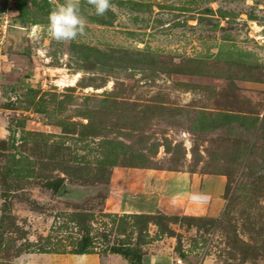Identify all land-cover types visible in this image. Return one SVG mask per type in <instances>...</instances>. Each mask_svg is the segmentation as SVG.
Here are the masks:
<instances>
[{
    "label": "rangeland",
    "instance_id": "obj_1",
    "mask_svg": "<svg viewBox=\"0 0 264 264\" xmlns=\"http://www.w3.org/2000/svg\"><path fill=\"white\" fill-rule=\"evenodd\" d=\"M13 2L0 0L1 262L71 250L87 228L102 252L264 264V0H111L103 16L81 0L85 31L64 43L47 31L63 0H22L23 15ZM114 166L220 174L223 208L214 222L113 213ZM60 178L101 190L59 199L45 184Z\"/></svg>",
    "mask_w": 264,
    "mask_h": 264
},
{
    "label": "crops",
    "instance_id": "obj_2",
    "mask_svg": "<svg viewBox=\"0 0 264 264\" xmlns=\"http://www.w3.org/2000/svg\"><path fill=\"white\" fill-rule=\"evenodd\" d=\"M223 187L224 176L217 173L114 166L109 172L107 184L104 185L106 193L104 202L108 205V211L119 215L161 212L167 215L217 217L223 208ZM150 247L153 246L141 247L143 255L140 264H175V258H179L172 254L170 247L157 251H152ZM0 264L6 263H2L0 259ZM9 264H127V262L118 253L95 249L81 254L21 252L12 256Z\"/></svg>",
    "mask_w": 264,
    "mask_h": 264
},
{
    "label": "clouds",
    "instance_id": "obj_3",
    "mask_svg": "<svg viewBox=\"0 0 264 264\" xmlns=\"http://www.w3.org/2000/svg\"><path fill=\"white\" fill-rule=\"evenodd\" d=\"M95 10V15L103 16L111 8V0H86ZM87 19L81 13V0H63V3L51 8L48 15L47 31L58 42H71L82 35Z\"/></svg>",
    "mask_w": 264,
    "mask_h": 264
},
{
    "label": "trees",
    "instance_id": "obj_4",
    "mask_svg": "<svg viewBox=\"0 0 264 264\" xmlns=\"http://www.w3.org/2000/svg\"><path fill=\"white\" fill-rule=\"evenodd\" d=\"M13 8L17 11L18 14L23 15V2L22 0H14L13 2ZM62 179L60 178L58 181H50L47 182L45 185L47 187H54L55 189L59 186V184L61 183ZM223 197V196H222ZM2 203L4 204V198L2 200ZM2 204V206H3ZM152 214H156V215H160L163 217H168L167 214L161 213V212H155ZM152 214H134V215H143V216H147V215H152ZM131 215V214H130ZM171 217H178V218H184L187 219L188 217H192V218H199L200 216H189V215H181V216H177V215H172ZM205 218L211 220V221H215L214 217H207L205 216ZM96 249L92 238L89 236V232L87 230V228H82L80 230V238L78 239V241L76 242V244L71 248V250L68 251H64V252H69V253H76V254H81V253H89L92 252ZM111 252H115L118 253L126 262L127 264H140L141 263V258L143 255V251L141 248H135L129 246L128 244H122L121 248H114L110 250ZM40 252H56V251H49V250H44V251H40ZM21 253V252H19ZM18 254V253H17Z\"/></svg>",
    "mask_w": 264,
    "mask_h": 264
},
{
    "label": "water",
    "instance_id": "obj_5",
    "mask_svg": "<svg viewBox=\"0 0 264 264\" xmlns=\"http://www.w3.org/2000/svg\"><path fill=\"white\" fill-rule=\"evenodd\" d=\"M12 29L21 30L17 28ZM100 190L101 188L95 186H71L63 180L55 191V197L59 199H78L85 194H93Z\"/></svg>",
    "mask_w": 264,
    "mask_h": 264
},
{
    "label": "built area",
    "instance_id": "obj_6",
    "mask_svg": "<svg viewBox=\"0 0 264 264\" xmlns=\"http://www.w3.org/2000/svg\"><path fill=\"white\" fill-rule=\"evenodd\" d=\"M174 262H175V264H183L181 259H179V258H175Z\"/></svg>",
    "mask_w": 264,
    "mask_h": 264
},
{
    "label": "bare ground",
    "instance_id": "obj_7",
    "mask_svg": "<svg viewBox=\"0 0 264 264\" xmlns=\"http://www.w3.org/2000/svg\"><path fill=\"white\" fill-rule=\"evenodd\" d=\"M58 82H59V83H61V84H62V83H64V81H63V80H62V81H58Z\"/></svg>",
    "mask_w": 264,
    "mask_h": 264
}]
</instances>
